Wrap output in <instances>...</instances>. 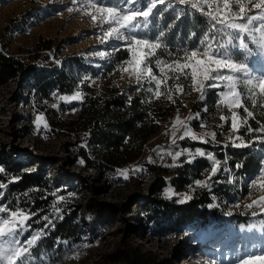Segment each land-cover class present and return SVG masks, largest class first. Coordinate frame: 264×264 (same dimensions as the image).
Wrapping results in <instances>:
<instances>
[{
  "label": "rangeland",
  "instance_id": "1",
  "mask_svg": "<svg viewBox=\"0 0 264 264\" xmlns=\"http://www.w3.org/2000/svg\"><path fill=\"white\" fill-rule=\"evenodd\" d=\"M68 7L75 8L76 5L71 0H0V54L14 57L35 68L33 75L17 78L0 87V145L10 153L12 161L21 160L28 165L21 171L42 168L51 186L48 192L51 202L50 226L45 227L47 222L43 217L46 215L34 216L29 221V232L25 233V237H28L43 232L32 249V264H40L41 261L43 264H96L117 250L135 246L144 252L168 258L173 264H211L213 260L217 264H234V257L243 253L245 243H264V229L259 226V221L264 217L241 215L244 212L243 205L262 194L252 190L251 181L264 167V152L260 150L264 146L257 144L252 149L230 145L225 147L227 140L220 133L230 129V121L223 129L217 128L216 125L223 122L219 121V114L214 107L218 99L216 93L220 90L210 89L204 101L198 99V93L191 92L177 98L175 104L163 97L152 99L150 103L144 102L151 94L135 91L138 87L135 79L130 80L127 74L122 79L117 64H112V56L116 51L110 45L114 42L101 44L97 39V25L80 12L69 13ZM196 15L199 16L198 13ZM170 20L169 13H164L158 23L162 26ZM200 23H203V19ZM192 30L199 31L195 19L181 23L173 40L174 46H190V41L184 38ZM94 51L111 54L103 59L88 55ZM253 67L264 71V65L260 62ZM153 70L158 74L154 64ZM85 75L96 82L81 84ZM58 84H61L60 90ZM78 87L85 93L83 103H66L58 99L60 95L73 94ZM111 88L116 89L114 97L119 95L126 102L129 94L131 98H139L146 111L137 133V138L145 136L146 140L137 157L122 167H109L100 158L94 157L88 145L91 133L80 130V111L89 101L98 100V104H102L103 99L111 96ZM207 103L210 105H205ZM205 106L209 109L207 113L203 112ZM197 108L207 130L216 131L220 143L210 141L204 144L185 138L178 140L179 146L184 148V141L206 145L208 148L201 149L216 155L218 159H221L220 151L212 147H221L222 165L226 159L227 164L224 166L230 171H221L213 177L211 191L197 188L190 192L189 186L195 180L206 178L205 169H210V162L197 157L189 164L185 162L187 158L182 156L175 162L176 166H172L173 161L166 153L177 150L171 143L175 117L179 114L184 119L196 112ZM47 110L52 111L56 126L49 122ZM239 111L243 114L242 109ZM224 114H228L227 110ZM37 115L45 117L48 131L43 129V122L37 129ZM199 123L194 119L191 126L196 132H204L206 129L199 127ZM137 144L138 141L133 140L128 145L129 155L134 154ZM228 149L258 155L260 162L255 171L242 176L241 168L232 169L225 154ZM83 152L98 166L86 162ZM149 158L155 163H150ZM80 159L85 161L83 165L79 163ZM137 166H142L143 171L130 172L128 180L118 175L121 170ZM0 174L4 177L0 182H8L13 178L10 172ZM185 177L187 182L179 187ZM216 180L221 182L215 183ZM229 180L232 182L229 183ZM161 181L165 184L156 191ZM168 187L177 193H190L193 198L209 193L211 204L217 207H209L211 212L206 218L193 225L177 228L164 222L159 226L156 224L159 220L155 223L150 217L154 202L166 199L178 203V197H166ZM3 191L5 195L0 203L7 204L4 199L8 189ZM53 192L63 195L65 201L57 204L56 198L51 195ZM237 203L241 206L235 207ZM55 207L60 210L59 218L54 214ZM73 210L77 211L82 235L76 242L52 241L50 232L55 221L63 213L68 215ZM228 211L233 215L228 216ZM238 215L243 222H240ZM249 224L257 227L249 230ZM232 240L235 242L230 243ZM51 242L54 245L48 249ZM199 244L201 247L197 249L195 246ZM224 245L225 251L220 253ZM77 251L79 257L73 258Z\"/></svg>",
  "mask_w": 264,
  "mask_h": 264
},
{
  "label": "snow or ice",
  "instance_id": "2",
  "mask_svg": "<svg viewBox=\"0 0 264 264\" xmlns=\"http://www.w3.org/2000/svg\"><path fill=\"white\" fill-rule=\"evenodd\" d=\"M71 3L76 7H68L69 13L80 12L97 25V39L101 44L112 41L114 43L110 47L113 51L125 50L129 54L116 67L121 72L122 79L124 74L130 80L135 79L138 85L135 91L151 94L144 102L150 103L152 99L159 100L163 97L175 104L177 98L191 92L198 93V99L204 101L210 89H218L220 91L216 93L218 99L214 107L219 114V121L223 123L216 127L223 129L230 121V129L226 133H220L227 140L225 147L230 145L234 148L252 149L257 144L264 146V120L257 119L258 111L264 117V71L253 67L257 62L264 65V0H71ZM164 13H169L171 20L161 26L158 21ZM192 19L199 25V31L192 30L184 38L190 41V46H174L173 40L180 24ZM110 54L94 51L88 55L103 59ZM153 64L158 74L154 72ZM170 80L171 84L168 83ZM84 82L94 84L96 81L85 75L81 84ZM84 97L85 93L78 87L73 94L60 95L58 99L66 103H83ZM131 99L129 94V103ZM184 107L187 105L184 104ZM225 110L228 114H224ZM72 111L75 112L76 109ZM203 112H209L207 106L203 108ZM194 119L200 122L199 127L206 129L204 132L194 131L191 126ZM250 120L256 121L258 126L253 127ZM42 122L43 129L48 131L49 125L45 117L37 115V129H40ZM177 133H180L179 136ZM171 135V143L177 150L167 151L166 155L171 157L172 166H176L175 162L182 156L187 158L185 162L189 164L197 157L206 158L210 162V169H205L206 178L195 180L189 186L190 192L197 188L211 191L213 177L221 171H230L224 166L227 164L226 159L222 165L221 159L201 148L179 146L178 140L185 138L204 144L210 141L220 143L217 132L207 130L200 111L190 113L184 119L178 114L172 124ZM260 150L264 152V147ZM149 162L155 163L151 158ZM79 163L83 165L85 161L80 159ZM234 167L240 169L243 163H236ZM139 171H143L142 166L121 170L118 175L128 180L130 172ZM4 172V167L0 166V173ZM18 179L19 177H13L8 182H0V200L4 198L3 190L8 189L9 183ZM228 182L231 183L232 180ZM251 188L262 194L244 204L241 215L264 217V167L251 181ZM51 195L56 198L57 204L65 201V197L57 192ZM165 195L168 199L178 197L176 202L181 204L193 199L190 193H177L172 187L166 189ZM240 206L239 203L235 205ZM209 207L217 205L210 204ZM53 211L59 218V208L55 207ZM226 214L233 215L231 211ZM36 215V212L26 208L0 203V264H32V249L43 232H36L28 237H25V233L29 232V221ZM43 219L47 222L45 227L50 226L51 218L46 215ZM259 226L264 229V219L259 221ZM248 227L251 230L257 225L249 224ZM79 255L77 251L73 258H78ZM211 264H217L216 260ZM234 264H264V243H245L243 253L234 257Z\"/></svg>",
  "mask_w": 264,
  "mask_h": 264
},
{
  "label": "trees",
  "instance_id": "3",
  "mask_svg": "<svg viewBox=\"0 0 264 264\" xmlns=\"http://www.w3.org/2000/svg\"><path fill=\"white\" fill-rule=\"evenodd\" d=\"M125 58H128V53L125 50L116 51L112 56V64H118ZM35 68L24 63L14 57L0 54V87L9 82L15 81L17 78H25L33 75ZM58 89H61V84H58ZM115 88H111V96L103 99L102 104H98V100L87 102L86 106L80 111L79 121L81 122V131H89L91 136L88 139V145L94 157L100 158L104 164L109 167H122L133 161L140 152L145 136L137 138V133L140 131V122L144 118L146 111L139 98L133 97L131 102H126L121 96L114 97ZM205 105H210L209 103ZM197 111H200L197 108ZM49 122L52 125H57L52 111H46ZM257 119L264 120L259 111ZM249 123L253 127H257L254 120ZM138 141L135 147L134 154L129 155L128 145ZM183 147L189 149L203 148L208 146L197 143L182 142ZM220 151V158L223 159L221 147H212ZM228 157L229 165L234 169L236 163H243L240 169L242 176L252 174L260 162L258 155L249 151H236L228 149L225 153ZM83 159L90 164L95 165L83 152ZM10 153L5 147L0 145V166L4 167L6 172H10L13 177H19L14 183L9 184L7 196L4 199L7 205L12 207H22L29 211L37 213L36 216L48 215L50 211V191L49 179L44 175L42 168L35 171H21V168H26L23 161H12ZM92 162V163H91ZM97 164V163H96ZM97 168V167H93ZM0 174V181L4 180ZM187 177L179 183L181 187L187 182ZM164 181L157 186L156 191L161 190L164 186ZM206 192V191H205ZM211 199L208 195H199L186 203H175L170 200L161 199L154 202L153 209L150 211L152 222H157L161 226L166 222L173 227H185L193 225L200 220H204L211 212L209 205ZM238 215V218L241 216ZM77 211L73 210L68 215L63 213L61 218L54 223V227L50 232L53 240L76 242L82 235V230L78 224ZM243 222L242 218L239 219ZM54 244L51 242L48 249H51ZM96 264H173L168 258H161L158 255H153L144 252L139 246L128 247L117 250L115 253L108 255L105 260Z\"/></svg>",
  "mask_w": 264,
  "mask_h": 264
},
{
  "label": "bare ground",
  "instance_id": "4",
  "mask_svg": "<svg viewBox=\"0 0 264 264\" xmlns=\"http://www.w3.org/2000/svg\"><path fill=\"white\" fill-rule=\"evenodd\" d=\"M211 237V239H212V236H210ZM207 240V239H206ZM235 242V240H232L230 243H234ZM229 243V244H230ZM228 244V245H229ZM197 249H199L200 247H201V244H199V245H197V246H195ZM225 251V245L224 246H222L221 247V249H220V253H223ZM224 258H225V256H224ZM203 261H200V263H202Z\"/></svg>",
  "mask_w": 264,
  "mask_h": 264
}]
</instances>
